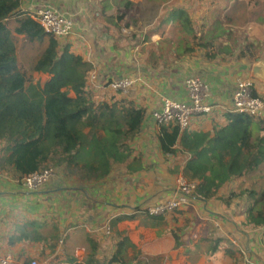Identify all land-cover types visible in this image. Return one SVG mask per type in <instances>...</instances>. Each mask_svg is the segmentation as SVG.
I'll return each mask as SVG.
<instances>
[{
  "label": "crops",
  "instance_id": "0c3cea01",
  "mask_svg": "<svg viewBox=\"0 0 264 264\" xmlns=\"http://www.w3.org/2000/svg\"><path fill=\"white\" fill-rule=\"evenodd\" d=\"M119 1L88 0L85 11L74 17L76 26L72 35L68 39L60 40V43L68 44L72 53L89 62L93 67L92 72L95 68H100L98 79L89 80L87 84V92L90 83L95 87L93 89H97L93 93L94 97L102 98L99 102L105 100L114 102L127 98L147 109L142 132L131 142L133 148L131 159L139 157L142 168L134 174H128L124 166L118 164L113 166L109 176L101 180H89L81 177L79 168H75L74 173H69L64 166L55 167L59 171L57 177L49 182L47 185L49 188L37 193L38 191L27 190L16 179L13 168L5 164L11 150H4L0 143V254L10 255L20 263L33 259L43 260L47 257H52L56 262L57 257L62 256L66 250L74 255L77 246L87 248V237L91 235L94 239L96 237L101 239V255L110 257L115 251V244L119 241L117 232H124L134 245L129 248L130 256L140 250L150 256L171 255L172 258L168 257L166 264L177 262L192 264L188 260L190 251L188 253L187 249L190 250L192 244L206 237L210 240L220 239L224 247L212 256H201L193 264H215L216 261L220 264L221 261H225L226 264H240L243 260L248 264L250 260L246 254L252 259L251 264H264L263 230L237 226L244 218V215L241 216L243 211L240 212V208L236 209L242 203L237 199L228 202L230 193L237 190V182H226L215 194H211L214 179L220 172L219 164L212 160V154L215 152L206 144H201L202 147L200 145L193 147L190 151L186 147L182 148L181 140L174 146V152L164 151L158 139L162 127L157 126L150 114L153 108H158L163 96L186 100L185 81L193 74L204 76L209 85V101L218 107L211 114L194 117L183 134L203 132L208 134L206 140H209L215 136L219 127L227 124L225 117L227 114H236L231 111L233 93L241 79L251 76L256 61L248 56L230 58L226 55H230L231 52L226 51L209 60L206 58V50L200 45L213 40L212 45L222 47L224 44L220 41L227 35L231 41L226 47H233L236 40L234 35L239 28L234 31L227 25L233 16L234 19L238 16L236 10L239 9V0H206L203 9L193 7L195 12L189 9L188 14L199 38L186 32L179 20L167 21L166 5L176 4L172 8H183L180 0H170L149 11L156 15L153 22L146 25L144 19L138 17V14L141 15L146 9L140 8L126 11V19L119 23L117 17L121 9L116 6ZM131 1L140 4L147 0ZM57 3L65 8L76 7L73 0H21L19 12L32 14L41 6L59 7ZM197 13L201 15L199 22L193 17ZM257 25L264 28L261 24ZM176 26L180 29L174 30ZM137 29L140 30L139 35L135 33ZM221 32L224 33L221 35ZM187 46L195 50L183 58L174 59L176 48ZM202 50L205 56L201 57L198 51ZM109 53H112L111 56H108ZM137 54L141 57L139 65ZM226 59L232 61L226 63ZM139 70L153 83L160 95L152 93L144 86L136 87L137 90L134 89L135 91L133 90L128 97L112 93V96L108 95L105 87L107 82L133 76ZM49 77L47 73H35L36 80L45 81ZM255 88L256 93L264 96L262 82L256 80ZM104 94H107L109 99H105L107 96ZM259 120L263 123H254L252 127L254 136H257L264 126V118ZM180 173L186 174L197 185L194 201L185 209L181 208L164 215V221L154 223L145 219L141 215L143 209L150 204L167 200ZM72 177H76L77 184L71 188H64L62 182L65 179H73ZM200 187L202 192L198 191ZM49 211L56 213L59 218L53 215L38 218L39 214L47 215ZM203 211L207 213L198 219L197 213ZM208 212L213 213L219 221H214ZM46 217L51 219L50 227L53 225L59 227L60 233L66 238L65 242L61 240L56 244L54 252L46 245L44 248L39 242L20 240L25 224L33 221L48 222ZM114 219L117 220L112 231L110 222ZM107 227L110 234L104 232ZM249 230L259 232L250 238ZM170 231H176L186 243L175 248V240ZM187 236L189 240H193L190 245L187 244V240L185 241ZM181 255L182 257L178 259Z\"/></svg>",
  "mask_w": 264,
  "mask_h": 264
},
{
  "label": "trees",
  "instance_id": "16d2710c",
  "mask_svg": "<svg viewBox=\"0 0 264 264\" xmlns=\"http://www.w3.org/2000/svg\"><path fill=\"white\" fill-rule=\"evenodd\" d=\"M169 1L147 0L135 4L131 0H120L116 4L121 9L117 21L126 19V11L140 8L146 11L138 17L144 19L145 25L151 24L156 14L149 11ZM175 5H166L167 21L179 20L186 32L198 37L189 9H185V5L180 9L172 8ZM20 6L21 0H0V143L4 150H11L5 164L13 168L19 181L34 172L60 166L69 173L79 168L81 177L89 180L109 176L113 166L118 164L123 165L128 174L138 172L142 161L139 157L131 159V142L142 132L147 109L127 98L92 102L87 92L92 65L72 53L68 44H61L58 38L45 32L31 14L20 13ZM244 7L254 21L264 26V0H248ZM227 26L234 31L237 28L235 24ZM212 44L213 40L200 45L206 49L209 60L228 51L226 46ZM194 50L189 46L177 47L174 59L183 58ZM247 56L254 61L264 58V54L246 51L240 57ZM35 73H47L50 77L36 81ZM225 117L227 124L219 127L209 140H206L208 134L203 132L183 134L177 121L163 125L158 136L161 148L174 152L178 140L182 148L190 151L206 144L215 152L212 160L220 166L211 194L226 182H237V190L230 193L228 201L237 199L242 203L236 209L243 211L244 218L237 226L264 232V126L257 136L252 132L254 123L263 121L249 114L229 113ZM198 191L202 192V188ZM141 213L154 223L164 221V215L153 216L146 209ZM116 220L110 222L112 231ZM50 225L49 221L29 222L22 227L20 240L39 242L54 252L56 244L61 240L65 242L66 238L59 227ZM170 233L175 248L186 243L176 231ZM117 235L119 241L110 257L101 255V239L89 235L86 255L81 262L66 250L53 264H162L167 257L150 256L140 250L130 256L129 248L134 247L130 238L124 232ZM191 247L194 249H187L188 253L190 251L188 260L193 264L201 256H212L224 246L220 239L204 237Z\"/></svg>",
  "mask_w": 264,
  "mask_h": 264
},
{
  "label": "built area",
  "instance_id": "2783aa9c",
  "mask_svg": "<svg viewBox=\"0 0 264 264\" xmlns=\"http://www.w3.org/2000/svg\"><path fill=\"white\" fill-rule=\"evenodd\" d=\"M31 17L37 20L45 32L53 35L59 40L68 39L76 26L72 18L59 15L49 7H39L32 12ZM100 68H95L91 73L89 80L98 79ZM256 80L249 76L241 79L233 93V106L231 111L238 114H249L254 117L264 118V98L255 94ZM144 86L151 90L152 93L160 95L154 88L151 81L146 79L139 70L133 76H125L115 80H110L106 88L122 94H129L136 87ZM187 99L175 100L163 96L158 108L150 111L152 119L158 127L177 121L181 132H185L191 123V120L200 115L211 114L218 107L209 101L210 91L206 80L202 76H194L185 82ZM55 177V171L52 168L43 171L34 172L23 177L20 183L27 190L36 191L44 188ZM196 184L193 183L184 173L178 174L176 184L171 191V196L167 200H162L146 206L150 215L160 216L172 213L191 204L194 201ZM104 232L110 234L109 227ZM86 255L83 246H77L74 251V257L81 262ZM52 257L33 259L28 262H17L13 257L7 254H0V264H52Z\"/></svg>",
  "mask_w": 264,
  "mask_h": 264
},
{
  "label": "rangeland",
  "instance_id": "374dc122",
  "mask_svg": "<svg viewBox=\"0 0 264 264\" xmlns=\"http://www.w3.org/2000/svg\"><path fill=\"white\" fill-rule=\"evenodd\" d=\"M57 1V0H56ZM87 1L88 0H73V3H74V5L76 6L75 8H73V6H71L70 8H65V7H63V6H59L60 4L59 3H57L58 4V6L59 7H57V6H55V5H45V6H41V7H49V8H51V9H53L54 11H56L59 15H63V16H66V17H69V18H72L73 20H76L74 17H76L75 15L76 14H82V12H84L85 10V8H87ZM181 1V3H182V5H185L186 6V8L187 9H191L192 10V12H195L192 8L193 7H196L197 9H199L200 10V8L202 7V9H203V7H205V3H203L201 0H180ZM247 1L248 0H239V9H237L236 11H237V15L238 16H236L235 17V19H234V16H233V18H232V20H231V23H229L228 25H234L235 24V26L237 27V25H238V27L237 28H239V30L235 33V38H236V40H235V43L233 44V47L232 48H230V47H228V51H226V52H231L230 53V55H226V56H230V58H236L237 56L238 57H240L241 56V54H243L245 51H246V53H254L255 55H257V54H263L264 53V28L263 27H260L259 25H257V24H259L258 22H255V21H253L254 20V17H253V15H251L250 13H248V12H246L247 10H246V8L244 7L245 6V4L247 3ZM93 2V1H92ZM92 6V5H91ZM88 8H89V6H88ZM255 8H257V7H255ZM62 9H64V10H66V11H70V13H65V11H63ZM203 11H205V10H203ZM199 12V11H198ZM66 14V15H65ZM200 16L201 15H198V13H197V15H194L193 17L195 18V19H198L197 20V22H199L200 21ZM255 23V24H254ZM180 28L179 27H175V29L174 30H179ZM168 30V29H167ZM241 30V31H240ZM135 33H137L136 35H139V33H140V30L139 29H137L136 31H135ZM230 37H228L227 35H224L223 37H222V39H221V43L222 44H224L223 46H227L229 43H230ZM206 50V49H205ZM139 51H141V49H139ZM142 52V51H141ZM198 53L200 54V56L202 57V56H205L204 54H203V50L202 51H198ZM221 53V52H220ZM111 54L112 53H109V55L108 56H111ZM136 58H138V61H137V65H139L140 63L139 62H141V57L137 54V56H136ZM220 58H222V57H220ZM143 60H145V57H143ZM226 61V63H228L229 61H232V60H230V59H226L225 60ZM194 76H202L203 78H204V76L202 75V74H193V75H190L188 78H186V80L187 79H189V78H191V77H194ZM205 79V78H204ZM38 80V79H37ZM36 80V81H37ZM206 80V79H205ZM40 81H42V80H40ZM89 82V81H88ZM186 82V81H185ZM207 82V81H206ZM207 84H208V82H207ZM93 84H91L90 83V86L88 85V94L90 95V98L91 97H93L92 98V102H94V103H96V102H99V100H102V98H100V97H94V91L95 90H97V89H93ZM208 87H209V85H208ZM95 88V87H94ZM138 88V87H137ZM107 89V88H106ZM108 90V95L109 96H112L111 95V93L113 94V95H115V94H119L120 96H125V97H128L129 95H131L132 93L130 92L129 94H122V93H115V92H113V91H111V90H109V89H107ZM135 90H137V89H135ZM134 90V91H135ZM255 94H256V92H255ZM105 95V94H104ZM257 95H259V96H261V97H263L264 98V96L263 95H261V94H257ZM105 96H107V94L105 95ZM109 96H107V97H105V99H109ZM54 171H55V177H57V174L59 173V171L58 170H56L55 168H52ZM186 175V174H185ZM187 176V175H186ZM188 177V176H187ZM73 179H65V181H63L62 182V185H63V187L64 188H71V187H73L74 185H76L77 184V181L78 180H76L75 178L76 177H72ZM54 179V178H53ZM191 180V179H190ZM192 181V180H191ZM193 182V181H192ZM194 183V182H193ZM61 185V184H60ZM47 188H49V187H44V188H41V189H38V190H36V191H38L37 193H42V191H44V190H46ZM171 196V194L169 195V197ZM42 197V196H41ZM200 198V197H199ZM225 203V202H224ZM189 206V204H187V205H185L184 207H182V209H185V208H187ZM239 211L240 212H242V210L241 209H239ZM213 212V211H212ZM219 212V211H218ZM204 213H207V211H203V212H201V213H197V215H198V219H199V216H201L202 214H204ZM209 214H211L210 216H213V220L214 221H219L218 219H216L215 217V215L213 214V213H211V212H208ZM219 213H221V212H219ZM222 214V216H225V214L224 213H221ZM229 214H231V213H229ZM40 216H38V218L39 219H43V218H45V216H51V215H53V216H56V217H58L57 216V214L56 213H54V212H51V211H49V213L47 214V215H45V214H39ZM48 216V217H49ZM218 216H221V215H218ZM241 216H243V214H241ZM209 217V216H208ZM47 218V217H46ZM59 218V217H58ZM47 220H49V222L51 223V219H49V218H47ZM226 222H227V220H225ZM250 231V232H249ZM248 232H249V234H251L250 235V238H252L254 235H256L257 234V232H259V231H255V230H249ZM253 231H254V233H253ZM185 240H188L187 241V244L188 245H190L191 243H193L192 241H190L189 240V237L187 236V238L185 239ZM250 245H251V243H250ZM168 257H170V258H172V256L171 255H168L165 259H164V262H163V264H166V262L168 261ZM182 257V255L181 256H178V259H180ZM246 257L250 260L249 262H248V264H251V262H253V261H251L252 259L251 258H249V255H247L246 254ZM244 261L245 260H243V262L242 263H240V264H245L244 263ZM228 262H230V261H228ZM179 262H177L176 264H178ZM182 263V262H181ZM180 263V264H181ZM215 264H220L218 261H216L215 262ZM221 264H226V262L225 261H221Z\"/></svg>",
  "mask_w": 264,
  "mask_h": 264
},
{
  "label": "water",
  "instance_id": "95a60500",
  "mask_svg": "<svg viewBox=\"0 0 264 264\" xmlns=\"http://www.w3.org/2000/svg\"><path fill=\"white\" fill-rule=\"evenodd\" d=\"M251 76L264 84V59L258 60L253 64Z\"/></svg>",
  "mask_w": 264,
  "mask_h": 264
}]
</instances>
